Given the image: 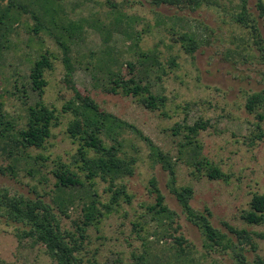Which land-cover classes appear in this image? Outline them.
<instances>
[{
  "label": "rangeland",
  "instance_id": "rangeland-1",
  "mask_svg": "<svg viewBox=\"0 0 264 264\" xmlns=\"http://www.w3.org/2000/svg\"><path fill=\"white\" fill-rule=\"evenodd\" d=\"M18 1L30 5V10L19 15L14 32L4 40L3 46L0 44V94L5 100L8 117L20 127L25 123L27 104H35L42 99L60 112L73 92L63 82V54L54 34L33 30L36 21L32 18V11H40L37 4H29L28 0ZM8 2L0 0L1 5ZM115 2L117 8L135 20V29L143 31V39L139 49H135L122 33L114 32L111 45L120 62L111 64L112 68L117 70L122 62L126 66L127 62L136 61L140 50L157 48L166 72L161 79L152 76L150 84L154 92L165 95L167 101L158 109L151 110L131 95L106 91L103 84L108 73L98 66V59L91 56V53L104 52L106 44L99 32L88 25L83 30V40L70 42L77 86L87 90L103 109L135 125L175 159L179 157L180 144L187 134L184 128L177 134V124H193L199 118L208 120L210 126L197 138L202 146L200 158L218 164L230 177L228 180L211 179L185 160H177L178 184L194 188V207H208L213 213L214 225L229 233L236 245L240 246L238 237L224 223L250 231L254 244H243L244 254L248 264H259V259H264V223L249 224L242 215L250 209L253 195L264 193V140L255 139L258 123L264 130V120L259 121L257 114L262 109L250 112L246 108L248 98L264 89V19H258L261 34L257 37L261 38L258 42L252 29L234 19L241 10L242 0H206L197 9L185 10L169 5L156 7L147 0ZM257 3L258 0H248L249 13L255 17L259 15ZM60 4L59 23L67 25L82 18H100L105 23L115 20L116 13L107 0H60ZM185 32L197 35L200 46L193 55L175 41ZM48 51L57 59L53 58L54 68L46 71L49 84L40 96L31 88L30 68L42 53ZM171 58L177 60L178 66H170ZM70 119L71 114L61 113L62 122L53 129L46 150L29 149L33 157L44 154L49 159L24 162L16 175L3 172L2 169L13 162L8 152L0 149V196L8 192L11 196L35 199L39 193L47 201L51 200L56 182L52 170L56 161L70 162L78 148L67 132ZM124 136L129 154L137 156L135 173L120 180L132 194V200H122L98 228L92 226L88 229L83 256L95 260L96 264H140L146 248L144 239H148L151 250L145 257V264H161L175 256V250L179 251L175 239L161 235L168 229L167 225L160 227L153 218L154 214L148 210V206L156 201L149 185L150 179L156 177L167 204L178 213L173 227L181 226L178 232L171 228L167 232H173L174 236L184 235L189 245L185 258L180 262L236 264L233 250L205 246V236L188 221L167 187L168 174L160 165L151 162L147 143L132 131H127ZM21 153L27 154L24 149ZM32 168L35 169L34 175L29 173ZM107 185L98 179L97 189L104 200L109 197L105 190ZM81 211V205L72 208L69 218H61L63 227L74 231L73 220L81 215ZM24 228L23 224L12 222L0 207V264H56L43 244H37L29 237L20 240L18 234ZM155 232H159L160 241L156 239Z\"/></svg>",
  "mask_w": 264,
  "mask_h": 264
},
{
  "label": "trees",
  "instance_id": "trees-1",
  "mask_svg": "<svg viewBox=\"0 0 264 264\" xmlns=\"http://www.w3.org/2000/svg\"><path fill=\"white\" fill-rule=\"evenodd\" d=\"M29 4H37L39 13L32 11V18L36 21L35 32L42 30L54 34V39L62 51V61L65 67L63 82L72 90L73 96L67 100L61 111L49 106L42 99L35 104H27L26 119L22 126H17L15 121L8 117L5 109V100L0 94V149L8 152L12 158V164L3 172L9 171L16 175L18 168L24 162H33L36 159H49L44 154L33 157L30 148L41 150L47 149V142L53 135V129L61 124V113L71 114L68 121L67 132L78 148L70 162L61 159L56 161V167L52 173L56 182L55 189L50 201L44 195L35 199L23 197V195L11 196L8 192L0 196V207L6 212L7 217L15 223H21L25 228L19 232L20 240L24 237L31 238L35 243L45 246L47 254L56 264H96L95 260L86 259L82 250L85 247L84 241L88 238L90 227L98 228L105 217L116 210L122 200L131 202L132 194L129 193L126 184L120 180L135 173L137 156L129 154L125 133L132 131L142 138L148 145L149 158L155 165H160L163 171L168 174L167 187L175 196L182 212L188 221L197 226L206 238L205 246L211 249L233 250L236 264H248L246 250L243 244H254V238L250 231L238 229L228 223H224L229 231L238 237L240 246L236 245L234 239L227 232L216 227L213 222V213L208 208L198 209L192 204L194 188L192 186H181L178 184L177 160H185L189 165L195 166L199 173H205L211 179H229L221 167L212 161L200 158L202 146L197 139L202 130L210 126L206 119L199 118L193 124H177L176 132L179 134L184 128L187 134L180 144L179 157L175 159L170 152H167L154 143L148 136L133 124L120 118L112 112L103 109L90 93L77 86L74 79L76 66L73 61L72 40H83L85 25L95 28L102 41L106 44L104 52L91 53V56L98 59V66L107 71L108 75L103 84L106 91L110 93L122 92L131 95L147 108L158 109L166 103L167 97L155 93L150 84V78L156 76L162 78L166 72L165 66L158 55V49H147L139 51L136 61H129L126 66L123 62L120 68L114 70L111 64L119 63V57L115 55L116 50L111 45L114 32H120L126 41L131 42V48L139 49L143 39V31H136L135 20L117 8L115 0H107V3L114 9L115 20L105 23L102 19L82 18L79 21H70L67 25L59 23L61 18L59 11H62L60 0H28ZM140 1V0H139ZM153 6L162 5L174 6L178 9H197L205 4L206 0H147ZM30 5L18 0H9L6 5L0 4V44L3 46L14 27L19 23V15L29 12ZM257 8L259 15L252 16L249 13L248 0H242L241 10L234 15V19L242 26L252 29L254 37L261 41L258 19H264V0H258ZM55 31V32H54ZM180 42L185 51L193 55L199 48L196 33L185 32L175 38ZM264 50V47H263ZM98 57V58H97ZM54 54L50 51L42 53L30 68V85L33 91L40 96L45 93L49 84L46 76L48 69L54 68ZM57 59V58H56ZM171 67L178 66L177 60H169ZM95 78V75L93 76ZM22 97V96H21ZM246 108L250 112H257L259 121L264 120V89L262 92L253 93L247 101ZM184 126V127H182ZM258 134L255 139L264 140V130L258 123ZM133 146V145H132ZM27 154H22V150ZM30 161H29V160ZM31 175L35 169H30ZM47 179V177H46ZM98 179L107 182L105 190L109 193L107 200H104L97 189ZM150 192L155 194V203L148 206V210L154 214V219L159 226L167 225L168 229L161 232L162 236H169L175 239L179 251L175 250V256L161 264H189L180 262L184 259L189 245L184 235L174 236L181 226L173 227L177 211L172 210L166 202L159 181L152 177L149 182ZM39 192L38 189H35ZM77 205H81L82 211L73 220L75 230L63 227L61 218L70 217V211ZM242 219L249 224L264 223V193H255L250 203V209L245 211ZM156 239L160 241L159 232H155ZM187 243L188 246L185 245ZM146 246L144 255L140 257V264H145V257L150 255L148 239H144ZM259 264H264V259H259ZM7 264V263H1Z\"/></svg>",
  "mask_w": 264,
  "mask_h": 264
}]
</instances>
